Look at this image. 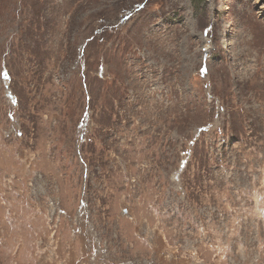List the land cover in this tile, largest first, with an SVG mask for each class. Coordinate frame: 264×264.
<instances>
[{
  "label": "rangeland",
  "instance_id": "rangeland-1",
  "mask_svg": "<svg viewBox=\"0 0 264 264\" xmlns=\"http://www.w3.org/2000/svg\"><path fill=\"white\" fill-rule=\"evenodd\" d=\"M0 264H264V0H0Z\"/></svg>",
  "mask_w": 264,
  "mask_h": 264
}]
</instances>
